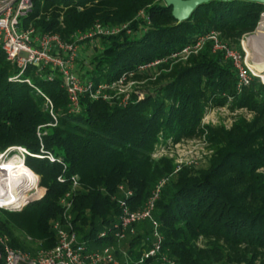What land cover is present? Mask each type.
<instances>
[{"label":"trees","instance_id":"obj_1","mask_svg":"<svg viewBox=\"0 0 264 264\" xmlns=\"http://www.w3.org/2000/svg\"><path fill=\"white\" fill-rule=\"evenodd\" d=\"M33 3L26 25L67 43L98 24H128V31L117 36L97 38L102 49L79 73L96 85L131 74L133 81L145 83L126 106L118 99L84 96L79 112H71L59 75L49 82L29 67L13 80L19 71L0 47V154L27 150L25 165L38 178L34 189L40 177L45 191L42 200L22 212L0 210V239L7 237L13 249L32 257L53 249L58 242L53 225L62 218L61 202L70 194L80 242L90 249L114 247L120 264H138L153 248L152 225H134L137 231L127 232L120 250L121 241L112 235L121 222L119 202L139 210L168 178L154 213L162 250L147 264H162L164 256L176 264H264V82L255 77L239 92L236 68L224 52L214 51L212 40L198 53L180 55L211 33L222 45L243 52L242 42L262 22L264 5L213 1L179 23L165 0ZM156 61H161L157 67L141 70ZM46 98L53 104L56 126ZM222 108L252 117L237 116L230 128L204 123L210 112ZM192 141L205 142L211 152L201 165H184L176 173L173 158L154 157Z\"/></svg>","mask_w":264,"mask_h":264},{"label":"built area","instance_id":"obj_2","mask_svg":"<svg viewBox=\"0 0 264 264\" xmlns=\"http://www.w3.org/2000/svg\"><path fill=\"white\" fill-rule=\"evenodd\" d=\"M33 9V0H0V47L5 52L8 61L19 71V74L13 80H19L29 67L36 68L38 73L45 75L49 82H53L57 75H59L63 81L62 86L70 99L71 112H79L81 107L80 101L84 96H89L96 101H113L114 99H118L121 100L122 105H128L136 88L145 82L133 81V74H131L129 76L125 75L110 84L102 83L96 85L91 81L82 80L76 74V62L82 45L87 42H95L99 37L117 36L123 31H128L129 25L103 26L98 24L87 33L79 32L75 34L74 39L67 43L57 34L39 33L32 25H26V21L33 13ZM211 40L214 41V51L224 52L226 59L232 61L236 68L238 72L237 89L239 92L250 86L255 77H259L255 73L256 69L249 64L245 51L240 52L222 45L216 33L199 37L193 47L186 48L180 55L188 57L192 53H198ZM178 57L179 54L173 56V58ZM160 63L161 61H156L147 64L141 67V70H151ZM25 82L32 86L30 80H25ZM36 90L42 94L37 88ZM46 99L50 113L55 121L53 126H56L58 120L53 112V104L48 98ZM206 118L204 120L205 124ZM39 137H42L41 133H39ZM13 152H15V155L10 157ZM167 152L168 150H165L164 153L160 151L154 157L168 156L172 158ZM42 153L46 154L47 158L52 162L55 161L54 156L46 153L44 148H42ZM28 155L29 153L25 149H12L5 154H0V163L20 158L25 164ZM184 165L189 164H177L176 173ZM191 165L194 164L192 163ZM6 179L5 174L0 173V210L22 212L27 206L42 200L45 196V191L40 188V177L36 190H26L27 187L23 182L6 185ZM59 180L64 181L62 177ZM168 181V178L160 181L152 193L150 200L139 210L133 211L128 207L127 202H119L122 208L121 222L115 226L112 234L116 239L119 241L125 239L127 232L136 224L149 222L152 225V233L155 240L153 248L141 258L138 264H147L149 259L161 254L164 238L160 233V224L156 220L154 213L161 191ZM73 184L75 188L78 182L73 179ZM22 189L25 190L24 194H22V191H19ZM39 190L41 194L34 198V194ZM131 195L132 193H128L127 197ZM71 197L68 194L62 200V218L53 225L58 238L57 245L53 249L40 251L35 257H32L21 250L13 249L9 244V239L3 237L0 239L2 246V249H0V264H120L114 247L90 249L88 245L80 242L78 234L74 231L72 225L71 210L73 202L70 201ZM102 236H105V234ZM124 255L127 257V254L124 253ZM161 262L162 264H176L175 261L165 256L161 257Z\"/></svg>","mask_w":264,"mask_h":264},{"label":"rangeland","instance_id":"obj_3","mask_svg":"<svg viewBox=\"0 0 264 264\" xmlns=\"http://www.w3.org/2000/svg\"><path fill=\"white\" fill-rule=\"evenodd\" d=\"M257 35H258V31L252 36L256 37ZM249 38L250 36L247 39H245V41L243 42L242 51H245L246 55L248 56L249 64L256 69L255 71L256 75L259 76L262 81H264V73L258 72L257 70H260V68L257 66L259 68L258 69L256 65L254 64V59L256 58V55L254 53L253 48L250 46V40L252 38L248 40ZM101 49H102L101 39H97L95 42H88L81 46L80 51H79V57L76 62V74L82 80H83V77H81L79 73L81 66L83 65L84 62H85V66L89 65L88 63L93 58L95 53H97ZM262 52H264V50ZM261 70H264V69H261ZM240 115H245L248 119H251L252 117L246 112H240L238 114L232 115L225 108H222V110L211 112L206 118V124L216 125V126L223 125V126H226V128H230L233 122L235 121V119L237 118V116H240ZM160 151L161 153L165 152V150H160ZM167 154L172 156L176 164L185 163V164H189L188 166H191L192 163L194 165L203 164L204 161L209 158V156L211 155V152L209 151L208 146H206V144L203 141H192V142L184 143L171 150H168ZM11 156L12 155H10V157ZM37 181H38V178H37ZM37 181L31 186L30 190L37 189V188L34 189V186L37 183ZM131 229H132V234H134L137 231V229L133 227ZM127 239H128V236H126L125 239L121 240L119 244L120 250L123 249V246H124L123 244L126 242ZM40 251H43V250H39L38 252Z\"/></svg>","mask_w":264,"mask_h":264},{"label":"bare ground","instance_id":"obj_4","mask_svg":"<svg viewBox=\"0 0 264 264\" xmlns=\"http://www.w3.org/2000/svg\"><path fill=\"white\" fill-rule=\"evenodd\" d=\"M261 27H264V16L262 20ZM250 46L253 48L256 58L254 59V64L256 67L258 66L260 70L257 71H264V28H261L258 31V35L250 40ZM257 67V68H258ZM258 68V69H259ZM0 173L5 174L7 177L5 184L6 185H13L22 183L26 185V190L30 189L31 186L37 181V176L31 172L23 161L20 158H14L9 162L0 163ZM22 191V194L25 193V190ZM41 191L39 190L37 193L34 194V198L39 196Z\"/></svg>","mask_w":264,"mask_h":264},{"label":"water","instance_id":"obj_5","mask_svg":"<svg viewBox=\"0 0 264 264\" xmlns=\"http://www.w3.org/2000/svg\"><path fill=\"white\" fill-rule=\"evenodd\" d=\"M213 1H221V2H232L237 0H165L167 6L173 8V17L179 23L187 21L193 15V13L201 6L211 3ZM239 1H248V2H256L264 5V0H239ZM263 20V19H262ZM261 25L258 27L259 31ZM255 36H250L248 40Z\"/></svg>","mask_w":264,"mask_h":264}]
</instances>
